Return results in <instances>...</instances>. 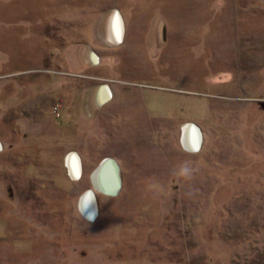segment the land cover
Returning <instances> with one entry per match:
<instances>
[{"label":"rangeland","instance_id":"1","mask_svg":"<svg viewBox=\"0 0 264 264\" xmlns=\"http://www.w3.org/2000/svg\"><path fill=\"white\" fill-rule=\"evenodd\" d=\"M0 144V264H264V0H0Z\"/></svg>","mask_w":264,"mask_h":264},{"label":"bare ground","instance_id":"2","mask_svg":"<svg viewBox=\"0 0 264 264\" xmlns=\"http://www.w3.org/2000/svg\"><path fill=\"white\" fill-rule=\"evenodd\" d=\"M116 17L117 16H114L110 21L109 31H110V37L118 42L121 39L123 29H122V22L118 21ZM106 92H107L106 96H108L109 92L107 89ZM104 99H106V97H104L101 100ZM182 143L184 147L189 151H196L199 148L201 143V134L196 124L189 123V125L186 126L184 133L182 135ZM67 162L70 172L74 175V177L76 178L79 177V174L81 172V166L78 155L74 154L73 156L71 154L68 157ZM113 164L114 163L112 158H106L101 162L100 165L96 167V169L92 173L93 174L92 179L95 186L98 189H101L103 192H106L108 194H114L111 190V186L108 184L109 180H107L106 178V175ZM80 207L83 214L87 218L89 217L93 218L96 215L95 197H94V193H92L91 190H88L87 193L82 196L80 200Z\"/></svg>","mask_w":264,"mask_h":264},{"label":"water","instance_id":"3","mask_svg":"<svg viewBox=\"0 0 264 264\" xmlns=\"http://www.w3.org/2000/svg\"><path fill=\"white\" fill-rule=\"evenodd\" d=\"M0 147H1V144H0ZM112 160H113L114 164L109 169V171L106 175V178H107V180H109L108 184L111 186L112 192L114 194H116L117 191L119 190L120 186H121V177H120V172H119L120 170H119L118 163L114 159H112ZM101 162L99 163V165L101 164ZM90 190L92 191V193H94L92 189H90Z\"/></svg>","mask_w":264,"mask_h":264},{"label":"flooded vegetation","instance_id":"4","mask_svg":"<svg viewBox=\"0 0 264 264\" xmlns=\"http://www.w3.org/2000/svg\"><path fill=\"white\" fill-rule=\"evenodd\" d=\"M183 147H184V145H183ZM192 152V151H191ZM73 155V154H72ZM69 168V167H68ZM80 209V208H79Z\"/></svg>","mask_w":264,"mask_h":264}]
</instances>
